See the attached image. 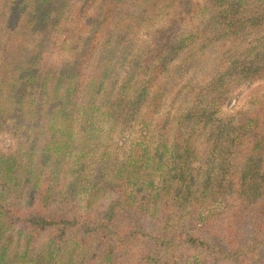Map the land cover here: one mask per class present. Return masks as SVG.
Masks as SVG:
<instances>
[{"label": "trees", "instance_id": "1", "mask_svg": "<svg viewBox=\"0 0 264 264\" xmlns=\"http://www.w3.org/2000/svg\"><path fill=\"white\" fill-rule=\"evenodd\" d=\"M263 79L264 0H0V264H264Z\"/></svg>", "mask_w": 264, "mask_h": 264}, {"label": "rangeland", "instance_id": "2", "mask_svg": "<svg viewBox=\"0 0 264 264\" xmlns=\"http://www.w3.org/2000/svg\"><path fill=\"white\" fill-rule=\"evenodd\" d=\"M188 76H192L189 74ZM188 76L182 81L183 87L178 86L177 89L172 91V96L170 100L167 102L168 110H171L173 107V101L178 95L185 92L187 88L194 84L196 86V82H200L203 79V74L200 73L198 76H193L192 82L188 79ZM264 98V79L260 80L256 83L244 85L239 87L228 101L226 105L223 106L222 114L223 116H232L235 117L239 112L243 110L253 109L256 107L257 103ZM139 130V129H137Z\"/></svg>", "mask_w": 264, "mask_h": 264}]
</instances>
